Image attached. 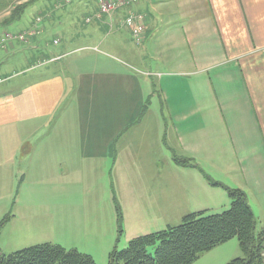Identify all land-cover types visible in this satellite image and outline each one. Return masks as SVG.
Returning <instances> with one entry per match:
<instances>
[{"label": "crops", "instance_id": "1", "mask_svg": "<svg viewBox=\"0 0 264 264\" xmlns=\"http://www.w3.org/2000/svg\"><path fill=\"white\" fill-rule=\"evenodd\" d=\"M77 1L78 9L71 8ZM48 4L21 30L38 26L40 35L0 50L3 70L9 63L3 54L24 52L21 72L0 75V85L13 75L23 78L0 91V191L24 173L33 187L42 179L53 182L48 193L60 200L69 192L60 184L62 167L68 174L76 162L93 164L94 171L113 165L133 183L153 173L148 204L161 213L169 211L172 196L171 173L158 167L162 155L178 166L186 160L216 165L223 173L220 184L242 190L258 227H264V0H137L116 11L112 26L107 18L86 23L98 11V0ZM130 12L146 15L141 44L122 27ZM0 27L1 36L7 29ZM82 42L97 46L69 49ZM102 47L114 54H100ZM74 51L84 52L69 58ZM49 62L54 65L38 67ZM150 77L163 89L169 123L162 115L159 125L147 119L157 114L150 108L155 97ZM207 123L213 128L209 134ZM159 137L169 152L157 148ZM35 168H47L49 177L33 174ZM205 180L199 177L201 197L217 192Z\"/></svg>", "mask_w": 264, "mask_h": 264}, {"label": "rangeland", "instance_id": "2", "mask_svg": "<svg viewBox=\"0 0 264 264\" xmlns=\"http://www.w3.org/2000/svg\"><path fill=\"white\" fill-rule=\"evenodd\" d=\"M3 2L10 3L11 0H3ZM48 2L49 0H34L27 5L21 19L4 28L13 35L21 33V30L31 20L43 12L49 5ZM76 6L78 9V1L70 7ZM7 13L6 8H0V20H3V16ZM85 13V9L78 11L79 17ZM66 27L71 29L68 24ZM84 45L97 46L82 42L72 45L69 49L75 50ZM101 49L103 50H100L102 55H104V51L110 55L114 54L106 47ZM82 52L84 51H74L69 58L76 57ZM0 53L4 52L0 51ZM23 53V50L18 49L10 54H3L4 60H9V63L5 65V71L0 68V75L7 73L9 76L15 72H21L22 66L18 62H21ZM64 62L60 61L57 64L62 65ZM52 63H40L38 67L46 68L49 64L54 65ZM22 79V76L13 75L7 82L0 85V91L17 87L22 83ZM150 81L155 94L150 108L157 114L153 116L151 112L147 115V119H151L149 123L154 124L153 122H155L156 125H159L158 117L162 115L161 120L164 124L169 123V115H165V109L168 107L166 99L164 95L160 94L163 89L157 78L150 77ZM148 101L150 104V99ZM212 129L211 124L207 123L206 133H211ZM164 142L165 140L159 137L157 148L163 152L166 150L169 152V148ZM154 143L152 138L151 147ZM159 157L160 159L157 160L159 169L161 171L169 169V173H171L169 175V194L172 192V196L169 198V211H161V213L151 212L149 209L148 200L154 191L155 176L153 173L146 176L144 181L133 183L129 177L131 175L123 170L116 172L113 165H104L100 170L94 171L93 164L76 162L72 165L73 169L71 168L70 173L67 174L64 167L60 170L62 176L60 184L68 186L69 189V192L63 194L60 200L48 193V190L53 187V182L48 179L36 182L34 187L29 174L20 173L13 179H9L7 187L0 191V255H10L25 248L50 243L67 250L76 249L82 253L90 254L96 264H109L108 258L112 248L118 245L120 250L124 249L128 241L137 234H148L156 230H165L168 228L167 226H178L182 224L186 214L201 209H204L207 214H215L230 208L231 199L225 185V187L221 185L217 187L212 184V190L220 193V197L217 192L205 193L201 197L199 192L201 189L199 177L206 178V182L210 179L212 183L220 184L218 180L222 178L223 173L216 165L206 161L194 162L192 160L193 163L199 165V168L181 167L170 161L169 158L166 159L162 155ZM37 173H45L48 176V169L35 168L33 174ZM67 177L70 178L67 180ZM121 181L123 188H120ZM209 183L211 184L210 181ZM225 199H228L229 203H225ZM211 200L216 201L209 202ZM119 207L123 216L121 235L119 234L120 223L117 214ZM131 216L139 225L137 222L127 220ZM125 218L126 221H124ZM118 239L120 240L118 241ZM154 251V248L149 249L151 254ZM243 256L239 241L234 238L203 254L193 264H228Z\"/></svg>", "mask_w": 264, "mask_h": 264}, {"label": "trees", "instance_id": "3", "mask_svg": "<svg viewBox=\"0 0 264 264\" xmlns=\"http://www.w3.org/2000/svg\"><path fill=\"white\" fill-rule=\"evenodd\" d=\"M29 0L23 4L5 3L0 8L10 10L0 26H9L21 19ZM183 167H197L192 160L178 161ZM215 186H224L212 183ZM225 187V186H224ZM231 199L230 208L220 214L206 211L184 217L182 224L165 230L133 238L124 249L116 245L109 255V264H193L203 254L236 238L244 253L228 264H264V227L259 228L246 194L240 189L225 187ZM123 232L122 212L117 208ZM259 230V232H257ZM1 231V227H0ZM120 239H118L119 241ZM154 248L153 254L149 252ZM0 264H96L94 258L76 249L67 250L59 245L41 244L0 255Z\"/></svg>", "mask_w": 264, "mask_h": 264}, {"label": "built area", "instance_id": "4", "mask_svg": "<svg viewBox=\"0 0 264 264\" xmlns=\"http://www.w3.org/2000/svg\"><path fill=\"white\" fill-rule=\"evenodd\" d=\"M71 1L72 0H67V2L69 3ZM136 3L137 0H98V11L93 16H87L85 18L86 23H90L93 20L101 21L102 19L107 18L108 24L112 26L114 14L120 7ZM43 20L44 18L42 17V15L38 16L36 19V23L40 25ZM146 22V15L130 12L124 20L122 27L132 34L135 42L141 44L146 36ZM41 32L42 30H40L37 26L17 35L10 34L9 32L2 33V35L0 36V50L7 49L15 41L30 43L38 35H40ZM59 43L60 40L58 38L54 40L55 45H58ZM1 82L2 81L0 80V84Z\"/></svg>", "mask_w": 264, "mask_h": 264}]
</instances>
